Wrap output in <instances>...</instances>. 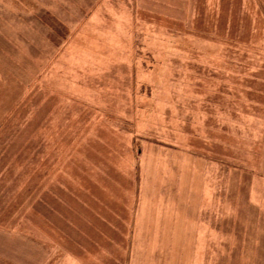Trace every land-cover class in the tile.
I'll return each mask as SVG.
<instances>
[{"label":"rangeland","instance_id":"374dc122","mask_svg":"<svg viewBox=\"0 0 264 264\" xmlns=\"http://www.w3.org/2000/svg\"><path fill=\"white\" fill-rule=\"evenodd\" d=\"M0 264H264V0H0Z\"/></svg>","mask_w":264,"mask_h":264},{"label":"crops","instance_id":"0c3cea01","mask_svg":"<svg viewBox=\"0 0 264 264\" xmlns=\"http://www.w3.org/2000/svg\"><path fill=\"white\" fill-rule=\"evenodd\" d=\"M163 201L164 202L161 205L159 204L160 207H158V209H155V212L154 210H152V208H149V210L148 208H146L145 212H140L138 214L137 220L139 222L142 219H144V221H147L148 217L149 221L151 220L154 221L156 225H161L159 226V228H162L164 226L166 235L164 236V233H162V235L157 240L158 242L153 245H164L165 247H167L166 255H168V257H172V253L177 252L178 247L181 248L182 246H186L188 248V241L190 236L189 214L187 207H183V203L168 200ZM125 214H127V211L125 212ZM135 214V212H132V222H134ZM144 216H146V218H144ZM192 233H195V235H197L196 231ZM150 245L153 246L152 244ZM132 255H135V251ZM187 257L188 255L186 254L184 258L186 259ZM182 260L183 258L180 259V261Z\"/></svg>","mask_w":264,"mask_h":264}]
</instances>
